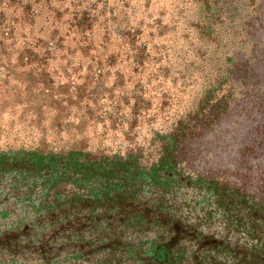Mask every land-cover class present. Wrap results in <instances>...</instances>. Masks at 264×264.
Masks as SVG:
<instances>
[{"label":"trees","instance_id":"obj_1","mask_svg":"<svg viewBox=\"0 0 264 264\" xmlns=\"http://www.w3.org/2000/svg\"><path fill=\"white\" fill-rule=\"evenodd\" d=\"M158 1L0 0V69L46 131L0 153V264H264L263 199L188 150L264 67L261 0Z\"/></svg>","mask_w":264,"mask_h":264},{"label":"rangeland","instance_id":"obj_2","mask_svg":"<svg viewBox=\"0 0 264 264\" xmlns=\"http://www.w3.org/2000/svg\"><path fill=\"white\" fill-rule=\"evenodd\" d=\"M166 3L159 0L157 5L164 8L169 5ZM258 4L264 15V0ZM262 24L259 20L256 29ZM256 32L246 34L252 39L245 48L246 53L264 51V30L258 35ZM12 66H16L15 58ZM191 70L197 72L195 68ZM244 73L242 69L238 76ZM19 78L20 72L14 67L0 69V153L28 148L46 132L32 123L31 117L20 105L23 88ZM250 79L253 83L233 86L235 97L230 112L203 138L189 146V156L195 159L193 167L189 168L193 172L205 170L208 176L229 181L247 196L264 201V67L254 65ZM194 87L197 89L196 97L203 85L196 84ZM44 124L47 129L49 122Z\"/></svg>","mask_w":264,"mask_h":264}]
</instances>
